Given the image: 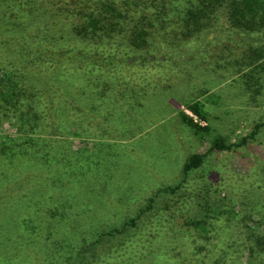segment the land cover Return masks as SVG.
<instances>
[{
    "label": "rangeland",
    "instance_id": "374dc122",
    "mask_svg": "<svg viewBox=\"0 0 264 264\" xmlns=\"http://www.w3.org/2000/svg\"><path fill=\"white\" fill-rule=\"evenodd\" d=\"M208 19L196 35L204 38L201 46L197 37L174 50L124 49L123 81L106 74L99 55L80 49L77 73H64L71 97L63 98L59 116L52 113V94L46 97L50 111L40 118L45 127L38 133L21 139L0 112V201L9 205L0 207V217L7 218L4 232L13 235L8 243L0 241V255L16 264H54L61 259L54 258L58 252L74 253L84 239L140 213L137 227H127L126 235L136 236L137 253L146 248V264H222L227 241L241 244L246 261V245L263 232L264 69L256 53L264 50V30L242 31L220 10ZM21 43L0 30V51L10 57L0 64V89L2 70H13L18 53L30 50ZM66 53L65 60L76 56L70 48ZM21 58L25 64L32 60ZM197 99L203 120L187 108ZM179 111L211 129L195 133ZM217 136L227 149L211 148ZM194 153H203L202 163L184 171ZM180 181L188 188L169 193ZM35 199L48 203L39 212L25 211L27 204L36 206ZM16 201L24 205L17 209ZM51 208L53 215L39 217ZM158 218L164 227L160 239L168 242L162 247L150 243L159 245V231H148ZM47 220L54 223L53 236L45 238L40 226Z\"/></svg>",
    "mask_w": 264,
    "mask_h": 264
},
{
    "label": "trees",
    "instance_id": "16d2710c",
    "mask_svg": "<svg viewBox=\"0 0 264 264\" xmlns=\"http://www.w3.org/2000/svg\"><path fill=\"white\" fill-rule=\"evenodd\" d=\"M217 10L225 12L230 25L241 28L242 31L254 30V28L264 30V0H0L1 33L5 37L14 36L19 43L22 42L21 45L24 44L30 49L23 54L18 53L19 59L14 62L16 64L11 63L14 71L2 70L5 84L0 89V112L8 115L10 124L12 123L11 125L21 133V139L27 137L29 133H38L40 128L45 127L43 122H39L40 118L45 115L47 119V113L50 111V109L47 111L46 97L52 94V113L56 116L62 113L65 105L62 103L63 98L68 97L69 101L70 86L66 83L69 78L64 73L66 71L77 73L80 49L94 53L92 55L95 57L99 55L108 67L106 74L110 76L118 74L116 77H120L123 81L125 75L119 67L122 65V57L125 56L124 49L135 46L147 50L150 49L149 46H153L174 50L180 45L197 40V37L202 42H196V45L201 46L204 38L200 39L199 36L202 34L196 35L207 28L206 25L203 26L204 23H207L209 17H214ZM243 28L248 29L243 30ZM68 48L76 56H69V60H65L68 56L66 53ZM261 52L256 54L260 58L263 57L259 65L264 69V50ZM21 55L30 56L32 60L25 64L27 61L22 60ZM8 61H10L9 55L0 51V64H7ZM33 65L39 71H36L37 68L32 67ZM87 65L90 67L93 64ZM74 91L75 89H72V93ZM187 108L198 120L205 119L206 113L201 100L188 103ZM178 116L195 133H206L211 129L208 123L200 124V121L194 120L184 111H179ZM25 143L26 141H23L19 145H26ZM211 148L227 149L228 146L217 136L213 139ZM202 158L203 153L189 156L184 164V171L198 167L202 163ZM184 184V181H180L168 190L169 193L173 194L178 189L188 188ZM0 194L2 195L1 192ZM14 197L16 196H11L12 199ZM35 200L36 202H33V204L37 203L35 207L27 204L23 209L25 211L31 209L36 213L39 212L40 207L48 203L46 199ZM9 204L14 207L13 201ZM15 204L17 209L24 205H20L17 201ZM3 205L9 208L7 203L0 201V207ZM261 207L259 213L264 211V206ZM59 212H61L59 218H63L64 212ZM40 213L42 214L39 217L44 213L53 215L54 211L51 208ZM139 214L127 218L120 226L98 232L92 239H84V243L74 253L63 250L64 255L58 252L54 258L61 259L54 264H139L141 260H143L142 264H146L148 257L146 248L140 249L137 253L138 250L132 248L137 242L134 240L136 236L134 233L130 236L126 235L127 227H137ZM6 220L7 218L3 220L0 217V241L5 239L8 243L9 239H13L10 238L13 235L4 232L8 226ZM259 221L263 223V232L254 233L252 244L246 245L248 248L246 261L243 262L240 258L243 250L241 244L231 241V246L226 239L224 240L225 244L227 241L224 248L226 260L222 264L227 262L264 264V212L259 216ZM159 222H162L159 218L150 222L149 226L153 228L148 231L151 233L159 231L156 237L159 245L151 241L150 243L162 247V244L166 245L168 242L160 239L164 227H161ZM53 224L49 220L41 224L40 233L45 238L53 236L49 231ZM116 237H119V240H116ZM145 238L142 237L146 242ZM239 240L241 239L237 241ZM15 243L17 244L16 240ZM148 250L151 252L149 255L155 256L158 253L152 246L148 247ZM4 252L9 254L7 251ZM2 258L0 263L16 264L12 261L13 257L2 256Z\"/></svg>",
    "mask_w": 264,
    "mask_h": 264
}]
</instances>
